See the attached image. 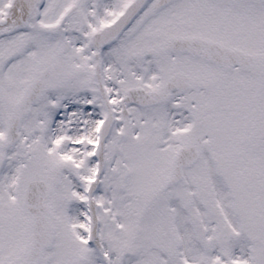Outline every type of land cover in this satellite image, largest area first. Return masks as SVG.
<instances>
[{
	"label": "snow or ice",
	"instance_id": "obj_1",
	"mask_svg": "<svg viewBox=\"0 0 264 264\" xmlns=\"http://www.w3.org/2000/svg\"><path fill=\"white\" fill-rule=\"evenodd\" d=\"M0 264H264V0H0Z\"/></svg>",
	"mask_w": 264,
	"mask_h": 264
}]
</instances>
